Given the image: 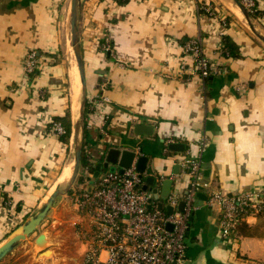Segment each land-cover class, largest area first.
Wrapping results in <instances>:
<instances>
[{"label": "crops", "instance_id": "1", "mask_svg": "<svg viewBox=\"0 0 264 264\" xmlns=\"http://www.w3.org/2000/svg\"><path fill=\"white\" fill-rule=\"evenodd\" d=\"M232 3L81 0L79 31L89 77L84 151L92 169H83L78 187L89 189L110 170L99 161L108 147L134 150L149 157L143 186L158 188L157 205L166 210L163 180L172 179L171 190L185 194L190 178L181 174L180 161L207 138V185L190 217L185 264H264V214L246 216L249 234L228 241L220 235L222 212L206 204L215 190L235 194L264 187V41ZM204 4L212 13L202 10ZM255 4L252 20L264 35V0ZM70 12L71 0H0V242L43 205L73 158V132L66 143L50 130L68 110L72 130L75 120ZM188 40L198 41L222 73H196L194 55L184 51ZM30 52L38 66L28 73ZM100 96L107 100L98 102ZM138 124L151 126L152 133L135 132ZM171 143L185 149L171 150ZM147 176L158 180L149 184ZM78 216L88 228V214ZM40 233L0 264H65L55 257L59 250L49 246L53 254L45 257L37 249Z\"/></svg>", "mask_w": 264, "mask_h": 264}, {"label": "built area", "instance_id": "2", "mask_svg": "<svg viewBox=\"0 0 264 264\" xmlns=\"http://www.w3.org/2000/svg\"><path fill=\"white\" fill-rule=\"evenodd\" d=\"M240 1L250 13L258 10L255 0ZM202 10L212 13L208 4ZM105 49L109 50V45ZM184 51L194 55V71L203 78L222 73L204 55L198 41L188 40ZM37 66V56L30 52L26 59L27 72H34ZM101 87L105 90L106 85L103 83ZM101 100L107 98L100 96L97 101ZM50 130L60 137L66 134L61 122H53ZM208 144L203 137L197 142V151L187 150L181 159V174L190 178V184L185 194L171 190L165 198L167 205L174 208L171 214L159 209V192L156 198L152 189L143 188L146 172L138 171L135 162L122 172L118 169L103 172L91 182L89 189L82 188L75 196V204L89 216V226L79 236L83 264H185L190 217L196 208L197 194L207 185L202 174V157ZM181 200L185 205L183 210H178ZM263 202L264 187L235 194L215 190L206 199L208 206L222 212L220 235L228 241L236 239L233 230L239 214L247 208L258 212Z\"/></svg>", "mask_w": 264, "mask_h": 264}, {"label": "water", "instance_id": "3", "mask_svg": "<svg viewBox=\"0 0 264 264\" xmlns=\"http://www.w3.org/2000/svg\"><path fill=\"white\" fill-rule=\"evenodd\" d=\"M234 3L238 6L242 14L245 16L250 29L252 32L261 40L264 41V35L261 34L255 27L252 15L250 11L243 5L240 0H233ZM80 8L81 0H71V12H70V29H71V43L72 49L75 55L76 63L78 66L79 76H80V96H79V109L77 118L73 124V146H74V167L72 170V175L68 179L64 189L57 187L33 214L25 218L17 227H15L10 234L0 242V262L8 256L15 248H17L22 242L30 238L34 233L37 232L48 218L50 211L56 204L58 197L69 192L72 188L77 176L80 173L82 166V155L84 149V128L86 120V107H87V72L84 62V56L81 47V38L79 31V19H80ZM152 127L138 124L135 126V132L137 133H152ZM171 150L183 151L185 145L182 143H171L168 145ZM136 160V166L138 171L143 173L148 165L149 157L147 155H139L134 150L122 149L118 146L108 147L103 156L100 158V163L103 164L104 168H110V170L123 171L125 168H128ZM146 180L149 184H154L157 181L155 176H147ZM173 180L165 179L162 182L161 195L167 197L172 189ZM144 189H147V185L143 186ZM155 193V197H158V188H152ZM185 205L184 200L179 202L177 206L178 210H183ZM159 209H163L162 202L158 204ZM167 213L171 214L174 211V208L171 205L166 206ZM191 219V218H190ZM169 228L172 226L169 225ZM44 232H41L35 239V245L39 248L45 246L44 243ZM44 252L47 248L42 249Z\"/></svg>", "mask_w": 264, "mask_h": 264}, {"label": "rangeland", "instance_id": "4", "mask_svg": "<svg viewBox=\"0 0 264 264\" xmlns=\"http://www.w3.org/2000/svg\"><path fill=\"white\" fill-rule=\"evenodd\" d=\"M228 2L232 3L233 1L228 0ZM232 4H233V7L234 6L237 7V5L234 2ZM68 57H69L70 65H72L71 68L76 67L77 63H76V59H75V55H74L72 47L69 48ZM88 80H89V77L87 76V81ZM70 81H71V78H70ZM70 84L72 88V81L70 82ZM73 110L76 113L77 106L74 103H73ZM76 118H77V115H75V120ZM72 143H73V138H72ZM72 152L73 153L71 154L72 155L71 157L73 158H70L68 165H70L73 170L74 146H72ZM83 169H84L83 166H81L80 173L77 176L69 192L58 197L56 204L54 205V207L49 213L47 223H45V225H43L40 228L41 232L48 233L53 239L52 245L50 244L47 247L51 246V248H54V251L59 250L60 252L58 251V255L56 253L55 257L58 256V258H61L63 261H66L65 264H83L82 263L83 261L82 252L83 251L81 248L79 236H80L81 230L85 229L86 227L84 228V225H83L84 222L80 221L79 219L78 215H81L82 212L77 208L75 204V196L76 194L79 193V190H80L78 187L77 179L80 176V174H83ZM67 181L59 184L58 187L60 189H64ZM34 236H31L30 240H32ZM36 247L38 250L43 249L41 247L39 248L38 246ZM42 255L45 257L51 256V255H44V254ZM55 261H57L56 258H55Z\"/></svg>", "mask_w": 264, "mask_h": 264}, {"label": "trees", "instance_id": "5", "mask_svg": "<svg viewBox=\"0 0 264 264\" xmlns=\"http://www.w3.org/2000/svg\"><path fill=\"white\" fill-rule=\"evenodd\" d=\"M253 16L257 15L258 14V11L254 12V13H251ZM228 48V50H233L231 44L230 45H227L226 46ZM88 107H89V102H87V107H86V116L87 114L89 113V110H88ZM58 122H61L64 127L66 128V134L64 136H61V139L66 142V143H69L70 141V138H71V135H72V122H71V114H70V111L68 110L67 111V114L64 118H61L60 120H58ZM84 134H85V131H84ZM82 166L83 168H91V165H90V162H89V159L87 158L86 154H85V151L83 149V155H82ZM100 167L102 166L101 164L99 165ZM92 169V168H91ZM78 183H81L83 181V176L80 175L77 179ZM251 213H255L256 215L258 216H261L264 214V202L262 203L260 209L258 212H254L253 209L251 208H247L246 210L242 211L239 216H240V219L238 220V222L236 223L235 227H234V230H233V235L236 237V238H239V236L242 234H249L248 231H247V228H248V225L247 223L245 222V218L246 216H248L249 214ZM189 231V230H188ZM187 236H188V232H187Z\"/></svg>", "mask_w": 264, "mask_h": 264}, {"label": "bare ground", "instance_id": "6", "mask_svg": "<svg viewBox=\"0 0 264 264\" xmlns=\"http://www.w3.org/2000/svg\"><path fill=\"white\" fill-rule=\"evenodd\" d=\"M233 7V6H232ZM233 10H235L238 14H241L240 9L236 6L233 7ZM71 81H72V101L74 104H76L77 106V110L75 115L78 114V109H79V96H80V76H79V71H78V66L76 67H72L71 68ZM78 103V105H77ZM72 175V167L70 165H68L67 167L64 168L63 172L60 174V176L58 177L57 183L61 184L65 181H67ZM44 243L45 246H42L41 248H47V250L43 253L44 255H52V250L48 249V245L51 243L50 239H49V235L47 233L44 232Z\"/></svg>", "mask_w": 264, "mask_h": 264}]
</instances>
